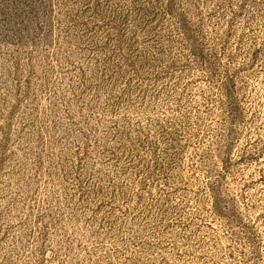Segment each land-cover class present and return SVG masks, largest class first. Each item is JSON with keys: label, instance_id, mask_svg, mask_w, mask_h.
Here are the masks:
<instances>
[{"label": "rangeland", "instance_id": "rangeland-1", "mask_svg": "<svg viewBox=\"0 0 264 264\" xmlns=\"http://www.w3.org/2000/svg\"><path fill=\"white\" fill-rule=\"evenodd\" d=\"M0 264H264V0H0Z\"/></svg>", "mask_w": 264, "mask_h": 264}]
</instances>
